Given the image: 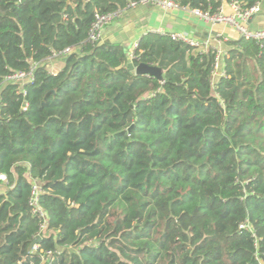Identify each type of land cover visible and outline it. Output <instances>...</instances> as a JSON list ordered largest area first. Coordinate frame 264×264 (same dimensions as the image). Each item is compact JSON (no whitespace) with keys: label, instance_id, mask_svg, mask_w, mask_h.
Wrapping results in <instances>:
<instances>
[{"label":"trees","instance_id":"1","mask_svg":"<svg viewBox=\"0 0 264 264\" xmlns=\"http://www.w3.org/2000/svg\"><path fill=\"white\" fill-rule=\"evenodd\" d=\"M130 1L0 0V264H264V40L232 41L218 77L214 49L170 33L133 57L90 42L95 13Z\"/></svg>","mask_w":264,"mask_h":264},{"label":"crops","instance_id":"2","mask_svg":"<svg viewBox=\"0 0 264 264\" xmlns=\"http://www.w3.org/2000/svg\"><path fill=\"white\" fill-rule=\"evenodd\" d=\"M257 2L260 3V11L250 19L249 26L251 29H264V0ZM222 8L225 13H232L229 0H223ZM149 32L162 34L179 32L200 41H208L212 48H219L222 51L219 73L223 72V57L231 47L230 43L240 38L234 27L207 22L195 15L192 10L178 8L165 10L153 5H139L127 9L108 25L103 40L124 44L131 53L140 38ZM218 76L220 75L215 77Z\"/></svg>","mask_w":264,"mask_h":264},{"label":"built area","instance_id":"3","mask_svg":"<svg viewBox=\"0 0 264 264\" xmlns=\"http://www.w3.org/2000/svg\"><path fill=\"white\" fill-rule=\"evenodd\" d=\"M232 13H225L222 6L215 13L204 12L199 9H189L185 6H181L175 0H131L125 8L118 9L114 12L109 13H95V19L91 25L89 32V41L92 43H100L103 41L104 31L108 25L114 22L117 18H119L124 11L130 8L137 7L139 5H153L157 7H161L165 10H174V9H184V10H192V12L200 17L201 19L216 24H225L234 27L240 38H244L246 40H256L263 41L264 40V29H251L249 26L250 19L260 11V3L256 2L252 6L248 8H243L238 0H229ZM173 40L184 42L190 46L199 48L201 50H209L214 49L217 52V56L215 59V70L214 75H221L223 72L219 73L221 67V59H222V51L219 48H212L208 41H200L194 39L184 33L172 32L170 33ZM137 44L134 46L133 50L130 53V56L133 57V51ZM71 52V49H65L63 52L57 54L54 53V57L66 55ZM54 59H51L52 61ZM54 71V70H53ZM34 80V68L30 71H15L5 77V82L9 83H17L23 85L25 83L31 82ZM28 103L24 104V109H27ZM0 181L7 182L6 175L0 174ZM42 192L41 183L33 179L32 180V195L30 198L31 205L33 206V213L39 215L44 218V223L42 224V230L47 228V216L45 211L39 205V196ZM1 193V188H0ZM36 246V245H35Z\"/></svg>","mask_w":264,"mask_h":264},{"label":"water","instance_id":"4","mask_svg":"<svg viewBox=\"0 0 264 264\" xmlns=\"http://www.w3.org/2000/svg\"><path fill=\"white\" fill-rule=\"evenodd\" d=\"M129 67L131 70L135 71L136 74L141 75H149V76H155L159 80L164 79V75L162 73V70L157 66L148 65L145 63H141L138 66H135L132 61H129ZM41 240L40 236H37L33 242L30 245V249H33L35 245ZM264 259V257H263Z\"/></svg>","mask_w":264,"mask_h":264},{"label":"rangeland","instance_id":"5","mask_svg":"<svg viewBox=\"0 0 264 264\" xmlns=\"http://www.w3.org/2000/svg\"><path fill=\"white\" fill-rule=\"evenodd\" d=\"M60 64H61V60L56 59L51 63H49V67L51 68V70H57Z\"/></svg>","mask_w":264,"mask_h":264}]
</instances>
